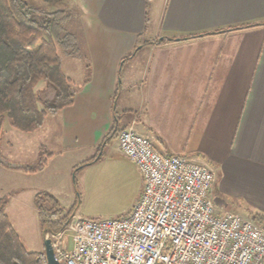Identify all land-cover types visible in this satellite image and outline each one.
<instances>
[{
  "label": "crops",
  "instance_id": "1",
  "mask_svg": "<svg viewBox=\"0 0 264 264\" xmlns=\"http://www.w3.org/2000/svg\"><path fill=\"white\" fill-rule=\"evenodd\" d=\"M72 4L85 79L48 130L46 117L31 132L44 133L37 151L52 152L46 165L30 173L0 163V193L34 189L35 198L61 182L95 152L116 115L119 131L135 121L157 151L206 161L264 203V0ZM242 24L260 25L204 35ZM191 34L202 35L181 39ZM111 143L120 153L117 137Z\"/></svg>",
  "mask_w": 264,
  "mask_h": 264
},
{
  "label": "built area",
  "instance_id": "2",
  "mask_svg": "<svg viewBox=\"0 0 264 264\" xmlns=\"http://www.w3.org/2000/svg\"><path fill=\"white\" fill-rule=\"evenodd\" d=\"M117 142L143 178L142 194L121 218L73 213L60 229L46 232L60 264H264V226L218 211L211 164L157 151L134 122L119 131Z\"/></svg>",
  "mask_w": 264,
  "mask_h": 264
},
{
  "label": "rangeland",
  "instance_id": "3",
  "mask_svg": "<svg viewBox=\"0 0 264 264\" xmlns=\"http://www.w3.org/2000/svg\"><path fill=\"white\" fill-rule=\"evenodd\" d=\"M26 1L37 7L47 6L44 0ZM53 7L73 11V17L66 24L68 31L74 35V39L67 40L66 46L58 45L57 49L65 72L71 77L75 89L82 85L87 69L86 51L78 28L77 12L72 1L56 0ZM37 91L41 104L51 101L55 95L54 90L46 81L38 84ZM58 115L59 113L47 115L46 127L44 125L43 131L48 130L55 123ZM43 131L31 133L17 130L12 127L9 118L5 116L0 133V163L23 169V166L35 165L45 159L52 152L45 147L40 148L39 153L37 151L38 143L43 141ZM111 142L104 147L99 160L88 163L78 170L74 168L71 174L58 184L46 191L40 190L57 200V211L49 210L52 205L51 201H41V204L48 208L49 219H55L60 212L65 214L70 210H74L72 214L76 213V215L80 214L94 219H117L132 210L142 194L143 178L119 148L122 155L111 148ZM102 151L99 152L96 148L95 152L89 154L85 160L94 158ZM216 175L212 196L216 204L218 203L219 212L232 211L249 218H252L250 215L256 212L264 214V208L260 206L264 203L258 199L254 191L244 188L245 192H241L231 184L229 185V178L223 177L222 173L216 171ZM1 187L3 184L0 182ZM34 192H36L34 189H26L23 192L17 190L2 192L0 200H6L5 212L9 216L13 229L19 234L27 249L44 252L42 225L34 203ZM55 238L58 244L62 240L61 235ZM70 238L71 235L68 234V239Z\"/></svg>",
  "mask_w": 264,
  "mask_h": 264
},
{
  "label": "trees",
  "instance_id": "4",
  "mask_svg": "<svg viewBox=\"0 0 264 264\" xmlns=\"http://www.w3.org/2000/svg\"><path fill=\"white\" fill-rule=\"evenodd\" d=\"M44 1L46 7L33 6L26 0H0V133L5 116L15 129L34 132L43 125L48 114L73 104L76 93L73 81L64 72L57 49L58 45L66 46L67 40L74 39L66 24L73 17V11L55 9L53 3L56 0ZM255 25L260 24L231 26L206 32L204 35L236 31ZM197 35L202 34H191L181 39ZM132 55L133 53L125 56L121 63ZM41 81H46L55 92L54 98L44 104H41L37 91ZM117 119L118 116L115 115L110 129L99 142V152L118 136ZM102 153L103 151L94 158L80 162L75 168L78 170L99 160ZM51 155L49 153L38 164L22 168L25 172H37L46 165ZM42 200L51 201L49 210L54 211H57V200L48 193L38 192L35 195L34 203L44 237L46 232L60 229L74 210L65 214L60 212L55 219H49L48 208L41 204ZM5 206L6 200H0V264H47L44 252L29 250L23 244L11 225ZM250 216L264 226V214L256 212Z\"/></svg>",
  "mask_w": 264,
  "mask_h": 264
},
{
  "label": "water",
  "instance_id": "5",
  "mask_svg": "<svg viewBox=\"0 0 264 264\" xmlns=\"http://www.w3.org/2000/svg\"><path fill=\"white\" fill-rule=\"evenodd\" d=\"M43 238H44V246H45L44 253L47 260V264H60V262L55 257L51 240L49 238H46L45 235Z\"/></svg>",
  "mask_w": 264,
  "mask_h": 264
}]
</instances>
